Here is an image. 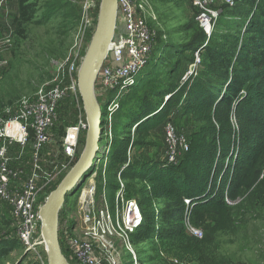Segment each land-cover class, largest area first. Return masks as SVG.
Segmentation results:
<instances>
[{
    "label": "rangeland",
    "instance_id": "obj_1",
    "mask_svg": "<svg viewBox=\"0 0 264 264\" xmlns=\"http://www.w3.org/2000/svg\"><path fill=\"white\" fill-rule=\"evenodd\" d=\"M141 1L148 14L147 21L156 33L150 63L139 76L134 90L115 93L114 101L118 109L111 120L101 126L103 134L100 145L108 148L101 153L100 164L96 162L98 170H92L62 204L58 216L59 244H63L67 234H77L79 194L83 188L90 187L87 183H91L94 188V201L99 206L102 195H106L108 203H115V196L119 195L117 187L120 185L117 182L120 180L124 199L134 200L150 213L151 205H146L147 192L153 183L150 175L157 168L154 161H162L164 157V122L170 121L179 133L185 135L188 144L194 141L197 144L213 141V131L184 115L180 108L183 90L188 85V81L182 77L192 57V51L187 45L200 31L193 8L188 0ZM79 2L30 0L33 5L32 19L20 23L17 0H6V16L0 17V112L15 109L22 99L33 97L37 90L53 84L62 76L67 79L72 64L75 65V78L78 77L97 25L101 0H94L93 20L89 25L83 24V21L81 23ZM219 7L220 3L216 9ZM151 12L155 16L153 20L150 18ZM230 21L229 14L223 13L214 29L226 31L231 25ZM119 26L116 17L115 32ZM167 95L169 97L166 99ZM78 101L80 108L70 98L60 104L58 119L51 130V140L43 152L44 168L48 172L52 171V165L65 166L58 168L61 169L60 181L79 159L85 146L86 133L76 129L81 114H85L79 94ZM144 103H149L153 110H144ZM134 120L142 126L136 128L135 122L130 123ZM68 143L75 144V157L72 161L65 160L59 154L61 147ZM120 153L123 155L121 159H126V164L130 165L120 171L123 178L117 175L123 163H115L113 160ZM19 154L13 151L14 156L18 157ZM209 162L213 167L218 165L216 159ZM17 163L18 169L28 172L30 145ZM141 164L152 168V174L149 173L146 179L139 176L142 174L138 167ZM95 171L94 179L89 181ZM218 180L219 174H216L214 181ZM144 185L149 186L147 192L144 191ZM184 200L182 205H185ZM150 201L154 217L145 218L137 235L139 239L131 241L137 255V264H264V194H258L257 199L254 195H245L234 201L227 197V204L233 206L231 230L210 234L202 227H195L202 233L201 237L195 238L201 241L198 245L195 244L197 241L192 240L194 237L189 231L192 225L187 216L188 206H184V218H179L173 210L181 205L177 204V200L153 198ZM44 202L45 198H40L39 205L43 206ZM165 209H169L166 214L168 218L160 222L157 215ZM149 219L154 222H149ZM207 223H210L209 219ZM13 229L9 211L0 201V251L4 243L8 244V248L13 246L8 255L0 258V264H48L44 239L41 238L43 243L29 251L13 238ZM62 247L63 254L67 251L64 245Z\"/></svg>",
    "mask_w": 264,
    "mask_h": 264
},
{
    "label": "built area",
    "instance_id": "obj_2",
    "mask_svg": "<svg viewBox=\"0 0 264 264\" xmlns=\"http://www.w3.org/2000/svg\"><path fill=\"white\" fill-rule=\"evenodd\" d=\"M117 20L120 26L109 45V52L113 61L104 62L95 79V93L98 94L100 108H104L106 122L111 120L118 109L114 101L117 92H128L137 84L142 71L150 63L151 53L155 44L156 33L148 23V14L141 0H116ZM196 14L198 27L210 37L214 25L222 14V6L232 8L235 0H188ZM221 8L216 9L217 4ZM81 23L89 25L94 0H80ZM7 13L6 0H0V17ZM150 18L155 19L151 12ZM6 20V19H5ZM4 21V20H3ZM121 29V30H118ZM194 61L182 77L187 79L196 74L200 63L198 53L193 55ZM75 65L68 69L69 77L62 76L53 84L36 91L33 97H25L13 109L0 112V201L3 202L12 218L14 229L12 236L26 250H32L41 242L40 198H47L60 181L61 169L65 166L52 165L48 172L44 168L43 152L51 140V130L58 119V109L65 99H73L76 107L78 101L77 77ZM169 95L166 96V99ZM81 117L76 125L78 132L86 133L87 121ZM164 129V157L161 163L174 165L188 151V142L183 133L166 121ZM30 145V167L27 173L18 169L17 162L25 149ZM100 146V143H99ZM108 148V147H107ZM100 146V153L95 161L94 170H98L101 153L107 149ZM19 156L13 155V151ZM108 153V151H107ZM65 160L72 161L75 157V144H65L60 153ZM104 154V153H103ZM97 162V163H96ZM128 164H124L117 172L123 171ZM91 180L96 174L93 173ZM117 187L119 195L115 196V203H108L106 195L101 198L100 205L94 201V188H83L79 194L78 203L79 222L77 234H67L64 238L65 257L69 264H137L136 252L131 237L142 224L139 206L134 200L124 199L121 195L123 184L119 180ZM186 207L188 200H184ZM191 234L199 238L201 232L189 226ZM63 248V247H62Z\"/></svg>",
    "mask_w": 264,
    "mask_h": 264
},
{
    "label": "trees",
    "instance_id": "obj_3",
    "mask_svg": "<svg viewBox=\"0 0 264 264\" xmlns=\"http://www.w3.org/2000/svg\"><path fill=\"white\" fill-rule=\"evenodd\" d=\"M17 5L18 21L29 22L33 16L30 0H17ZM226 12L231 20L226 31L214 29L207 37L199 28V34L188 43L192 51L189 65L196 52L200 63L196 74L186 79L188 85L180 103L184 115L213 131V141L190 142L187 153L174 165L154 161L157 168L153 172L144 164L138 166L141 178L153 173L152 188L143 187L145 192L149 187L146 205H151V210L147 213L146 207L138 205L142 224L132 235V242L139 239L145 218L154 217L153 198L177 200L181 205L173 210L179 218H184L182 200H188L190 227H202L211 234L232 228L233 206L227 204V197L234 201L245 195L257 199L258 194H264V0H235L234 7H222V14ZM143 105L144 110H153L149 103ZM133 122L136 128L142 126L136 120L130 121ZM122 156H114V162L126 164ZM214 159L218 162L215 167L209 162ZM216 174L218 181H214ZM120 176L123 178V173ZM168 210L160 211L157 220L168 218ZM195 238L192 240L197 241ZM7 245L4 243L0 258L12 250L13 246ZM60 247L62 250L61 243Z\"/></svg>",
    "mask_w": 264,
    "mask_h": 264
},
{
    "label": "water",
    "instance_id": "obj_4",
    "mask_svg": "<svg viewBox=\"0 0 264 264\" xmlns=\"http://www.w3.org/2000/svg\"><path fill=\"white\" fill-rule=\"evenodd\" d=\"M117 14L116 0H101L97 25L78 71L77 85L87 121L86 141L77 162L50 192L40 209L41 234L47 245L48 264H69L59 244V212L65 197L74 193L94 169L100 153L101 117L105 111L100 108L98 94L95 93V79L102 64L113 61L108 48L114 37Z\"/></svg>",
    "mask_w": 264,
    "mask_h": 264
},
{
    "label": "bare ground",
    "instance_id": "obj_5",
    "mask_svg": "<svg viewBox=\"0 0 264 264\" xmlns=\"http://www.w3.org/2000/svg\"><path fill=\"white\" fill-rule=\"evenodd\" d=\"M91 178H92V177H91ZM91 178L89 179V181L91 180ZM89 181H88V182H89ZM44 242H45V241H44ZM46 246H47V245H46Z\"/></svg>",
    "mask_w": 264,
    "mask_h": 264
},
{
    "label": "clouds",
    "instance_id": "obj_6",
    "mask_svg": "<svg viewBox=\"0 0 264 264\" xmlns=\"http://www.w3.org/2000/svg\"><path fill=\"white\" fill-rule=\"evenodd\" d=\"M101 118H102V117H101ZM101 122H102V120H101ZM58 184H59V183H58ZM55 188H56V187H55ZM55 188H54V189H55ZM54 189H53V190H54ZM53 190H52V191H53Z\"/></svg>",
    "mask_w": 264,
    "mask_h": 264
}]
</instances>
